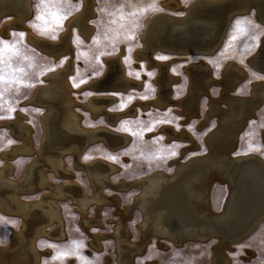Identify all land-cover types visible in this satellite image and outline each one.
<instances>
[{"label": "bare ground", "instance_id": "obj_1", "mask_svg": "<svg viewBox=\"0 0 264 264\" xmlns=\"http://www.w3.org/2000/svg\"><path fill=\"white\" fill-rule=\"evenodd\" d=\"M94 3L95 0H84L83 8L66 21V24L74 22L85 37L93 29L88 19L95 15ZM162 3L179 8L180 11L158 10L145 17L139 34L141 45L134 49L133 54L147 60V65L158 67V73L154 76L157 92L152 99L136 102H141L143 107L152 103L161 108L171 101V83L177 76L168 71L170 60L154 57L156 51L173 54L177 59L189 53L198 54V61L183 64L188 76L187 92L174 101L179 103L177 106L181 105L180 112L191 115L198 112L199 95L206 93L209 96L211 107L209 114H206L207 117L216 114L214 116L218 117V124L206 135L207 151L192 154L184 161H176L170 171L155 168L129 180L120 178L117 183L112 182L110 173L117 170L118 166L102 158L82 162L81 154L89 144L102 140L107 147L116 149L126 143L128 135L103 125H85L82 122L83 113L76 109V105L80 104L92 118L104 114L114 124L121 115L135 112V105L119 112L109 111L107 105L116 100V94L97 91H127L133 87L140 88L141 81L126 73L120 54L106 56L105 70L75 87L77 90H83L84 87L95 90L87 93L86 100L80 103L72 94L74 87L69 79L73 71L71 54L62 67L47 73V82L37 85L27 99V102L42 107L38 146L33 145L32 126L25 121V114L18 112L14 119L0 121L21 139L20 143L0 152L4 158L0 164V209L19 216L21 220L18 229L9 231V242L0 243V264H39L42 250L36 246L37 238L42 235L53 238L64 234L59 202L65 199H71L76 204V210L80 213L79 221L85 227L92 220L95 221L86 216L90 203L96 205L94 208L101 207L104 202H113L117 206L120 217L115 219L112 231L117 264H131L133 255L144 249L151 235L167 238L176 244L186 239H204L216 235L219 239L216 262L223 264L227 261L223 255L226 252L222 254L223 249L228 248L234 239L255 230L264 220V156L260 152H234L239 130L254 114L257 106L264 102V79L249 82L248 95L236 94L233 89L246 78L248 70L229 60L221 69L222 78L217 79L204 59V56L218 48L230 19L236 14L252 11L263 25V31L246 58L249 65L264 73V0H190L185 4L179 0H163ZM30 13V0H0V20L3 16H11L1 22L0 31L7 33L10 27H24L27 40L53 57L57 58L55 55L61 52H72V45L66 36L67 29L57 39L39 36L25 25ZM214 81L222 84L219 98L211 97L212 94L208 92ZM222 100L227 102V108L220 106ZM162 128L169 136L189 139L194 146L198 144L188 132H176L171 127ZM262 139L264 141V130ZM32 153L33 157H28L20 175L12 177L14 163L10 158L17 154ZM67 153L72 155L76 166L86 171L92 185L91 193H87L83 185L75 180L74 172L66 168ZM48 172L65 179L55 182ZM215 179L227 186L224 202L219 209L211 205L209 198V187ZM106 184L118 189L135 186L137 193L129 204L119 207V198L115 193L111 195L103 192ZM40 190L44 191L36 198L23 196ZM134 207L140 212V219L135 224L141 233L137 242L130 241L124 226L125 219L132 214ZM49 224L53 225L47 227ZM94 237L96 243L98 236Z\"/></svg>", "mask_w": 264, "mask_h": 264}, {"label": "rangeland", "instance_id": "obj_2", "mask_svg": "<svg viewBox=\"0 0 264 264\" xmlns=\"http://www.w3.org/2000/svg\"><path fill=\"white\" fill-rule=\"evenodd\" d=\"M179 1L185 4L190 0ZM162 2L163 0H95L93 6L95 15L88 19L93 25L90 35L85 37L79 32L77 26H71L69 41L72 45V52H66L58 58L29 42L26 35L27 30L24 27H10L7 33L0 31V38H2L0 39V121L14 119L18 112L25 114V121L32 126L33 145L38 146L39 114L42 107L27 102V99L31 97L37 85L47 82V73L62 67L67 58L72 56L73 71L69 79L75 89L88 78L98 76L105 70L106 56L120 54L126 73L141 81L140 88L133 87L127 91L99 90L97 92L116 94V100L107 105V110L119 112L135 105V112L125 113L114 124H111L104 114L92 118L91 114L80 104L76 105V109L83 113L82 122L85 125L107 126L114 131L128 135V140L116 149L107 147L102 140L95 141L83 151L80 160L90 162L95 158H102L118 166L117 170L110 173L112 182L117 183L121 179L129 180L155 168L170 171L175 167L176 161H184L192 154L206 152V135L218 124V117L214 116L216 114L207 117L211 107L208 103L209 96L206 93L199 95L197 98L198 112L191 113V115L180 112L181 105L177 106L179 103L174 101L185 96L187 92L188 76L183 70V64L198 61L200 58L198 54L189 53L177 59L173 54L156 51L154 57L159 60H170L168 71L177 76V79L171 83V101L161 108L152 103L143 107L141 102H136L152 99L157 92L154 76L158 73V67L154 64L147 65V60L137 58L133 54L134 49L141 45L139 34L145 17L158 10L180 11L179 8L166 6ZM30 3L31 13L25 20V25L39 36L57 39L62 31L68 29L66 24L68 17L83 8L84 0H30ZM10 17V15L3 16L0 24ZM58 17L64 18L60 26H57L55 22ZM262 28L263 25L255 18L252 11L236 14L230 19L218 48L210 55L204 56L211 68V74L217 79L222 78L221 69L229 60L248 70V75L236 85L233 93L248 95L249 82L264 79V73L249 65L246 58L255 48L257 38L263 31ZM21 33L23 36L20 35ZM219 84L214 81L209 86L208 92L212 94L211 97H221L222 84L220 87ZM74 89L72 94L80 103L86 100L87 93L95 92L90 87H84L83 90ZM219 103L222 108H227V102L224 100ZM263 103L257 106L254 114L239 130L234 152H260L264 156ZM200 121L206 122L201 123ZM162 127H171L176 132H188L187 134L192 136L191 138L198 144L194 146L192 141H188L189 139L169 136ZM20 142L21 139L12 132L8 125L0 123V152ZM33 155V153L17 154L10 158V161L14 163L11 176L18 177L26 160L32 158ZM109 157H115V159H109ZM3 162L4 158L0 155V164ZM65 166L74 172L75 180L83 185L87 193H91L92 185L86 171L75 165L70 153L65 155ZM48 175L55 182L65 179L55 177L52 172H48ZM112 186L106 184L103 192L111 195L115 193L119 198V207L129 204L137 193L135 186L126 189ZM42 191L44 190L23 194V196L33 199L38 197ZM226 192L227 186L223 181L215 179L211 182L209 198L215 209L222 206ZM59 203L64 234L53 238L46 235L37 238L36 246L42 250L39 264H117L118 258L112 238L114 221L120 217L117 206L113 202H104L101 207L94 208L96 205L90 203L86 216L94 218L95 221L92 220L85 227L79 221L80 213L71 199L60 200ZM135 208L124 221L132 242H137V238L141 236L138 226L135 225L140 219V212ZM20 222L19 216L0 209V243L9 242L11 230L18 229ZM52 225L49 224L47 227ZM95 235L98 236L96 243H94ZM217 238L216 235L204 239L192 238L176 244L167 238L151 235L144 249L133 255L131 264H217L216 249L219 245ZM229 246L222 251V254L224 252L227 254V256L223 254L224 258H227L223 264H264V220L250 234L232 241Z\"/></svg>", "mask_w": 264, "mask_h": 264}, {"label": "water", "instance_id": "obj_3", "mask_svg": "<svg viewBox=\"0 0 264 264\" xmlns=\"http://www.w3.org/2000/svg\"><path fill=\"white\" fill-rule=\"evenodd\" d=\"M73 25H75L76 26V24L74 23V22H72V21H70L68 24H67V32H66V36H68V39L70 38V35H71V26H73ZM64 53H66V52H61V53H58L57 55H55L57 58L59 57V56H61L62 54H64ZM251 233V232H250ZM250 233H248V234H250ZM247 234V235H248ZM247 235H242V236H240L238 239H234V240H239V239H242V238H244L245 236H247Z\"/></svg>", "mask_w": 264, "mask_h": 264}, {"label": "snow or ice", "instance_id": "obj_4", "mask_svg": "<svg viewBox=\"0 0 264 264\" xmlns=\"http://www.w3.org/2000/svg\"><path fill=\"white\" fill-rule=\"evenodd\" d=\"M40 17H38V19H39ZM64 18L63 17H58V18H56V24H57V26H60L61 24H62V20H63ZM21 36H23V33H21L20 34ZM0 39H2V38H0ZM53 39H55V37H53ZM122 107H123V105H122ZM173 155H175V153H173ZM109 159H115V157H109Z\"/></svg>", "mask_w": 264, "mask_h": 264}]
</instances>
